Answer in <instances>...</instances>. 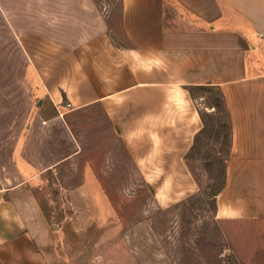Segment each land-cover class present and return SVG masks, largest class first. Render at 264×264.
<instances>
[{
  "label": "crops",
  "instance_id": "0c3cea01",
  "mask_svg": "<svg viewBox=\"0 0 264 264\" xmlns=\"http://www.w3.org/2000/svg\"><path fill=\"white\" fill-rule=\"evenodd\" d=\"M120 10L125 45L96 0H0V134L20 112L0 163V264H54L24 189L78 162L77 115L100 107L134 163H185L203 126L196 88L219 91L230 118L217 216L264 232V0H120Z\"/></svg>",
  "mask_w": 264,
  "mask_h": 264
},
{
  "label": "rangeland",
  "instance_id": "374dc122",
  "mask_svg": "<svg viewBox=\"0 0 264 264\" xmlns=\"http://www.w3.org/2000/svg\"><path fill=\"white\" fill-rule=\"evenodd\" d=\"M96 1L127 44L120 0ZM192 96L203 126L185 163H134L100 107L77 115L78 162L24 189L39 205V214L29 210L33 230L54 264H264L261 223L217 216L231 140L223 97L208 87ZM7 115L0 163H9L20 112Z\"/></svg>",
  "mask_w": 264,
  "mask_h": 264
},
{
  "label": "trees",
  "instance_id": "16d2710c",
  "mask_svg": "<svg viewBox=\"0 0 264 264\" xmlns=\"http://www.w3.org/2000/svg\"><path fill=\"white\" fill-rule=\"evenodd\" d=\"M219 92V91H218ZM191 93H192V90H191ZM219 94L221 95V97H222V94L219 92ZM224 110H225V113H226V115H227V119H228V122L230 123V118H229V113H228V111H227V108H226V106H225V103H224ZM198 135L199 134H197L196 135V137H195V140L194 141H196V139H197V137H198ZM187 157V156H186ZM228 159H229V157H228ZM224 187H225V183H224V185H223V187H222V189L218 192V194L224 189Z\"/></svg>",
  "mask_w": 264,
  "mask_h": 264
}]
</instances>
